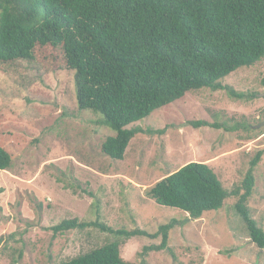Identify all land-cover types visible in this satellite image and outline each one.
<instances>
[{"label":"rangeland","instance_id":"obj_1","mask_svg":"<svg viewBox=\"0 0 264 264\" xmlns=\"http://www.w3.org/2000/svg\"><path fill=\"white\" fill-rule=\"evenodd\" d=\"M57 56L48 73L29 60L0 67V145L12 156L0 172V264H62L115 241L121 257L135 264H264V249L253 244L235 209L237 198L193 219L147 194L190 162L207 164L228 190L242 182L264 150V58L221 80L246 98L191 91L130 125L155 133L136 134L124 159L114 160L102 148L116 133L101 114L79 109L75 73ZM255 179L249 209L264 230V155ZM74 218L150 234L174 222L169 246L177 260L167 251L143 256L161 236L127 239L95 227L54 235L53 226Z\"/></svg>","mask_w":264,"mask_h":264},{"label":"trees","instance_id":"obj_2","mask_svg":"<svg viewBox=\"0 0 264 264\" xmlns=\"http://www.w3.org/2000/svg\"><path fill=\"white\" fill-rule=\"evenodd\" d=\"M59 52L75 73L79 109L101 114L102 124L116 133L103 144V153L123 160L136 134L155 133L128 127L189 92L208 88L246 98L221 80L264 58V0H0V67L29 60L52 72ZM263 155L264 150L255 155L242 182L231 190L207 164L190 162L147 194L160 206L179 209L193 219L222 209L235 197V209L251 241L264 249V230L249 209L255 169ZM11 163L10 152L0 145V172ZM174 225H162L150 234L74 218L51 229L54 235L95 227L127 239L161 236V243L145 247L143 256L167 251L177 260L169 246ZM62 264L135 263L121 257L115 241Z\"/></svg>","mask_w":264,"mask_h":264},{"label":"water","instance_id":"obj_3","mask_svg":"<svg viewBox=\"0 0 264 264\" xmlns=\"http://www.w3.org/2000/svg\"><path fill=\"white\" fill-rule=\"evenodd\" d=\"M262 125H264V124H261L260 126H262Z\"/></svg>","mask_w":264,"mask_h":264}]
</instances>
